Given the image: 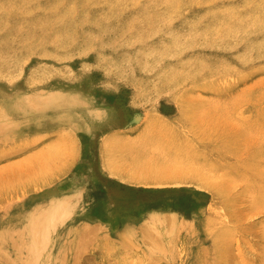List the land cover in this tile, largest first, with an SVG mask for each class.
Segmentation results:
<instances>
[{
  "label": "rangeland",
  "instance_id": "obj_1",
  "mask_svg": "<svg viewBox=\"0 0 264 264\" xmlns=\"http://www.w3.org/2000/svg\"><path fill=\"white\" fill-rule=\"evenodd\" d=\"M0 264H264V0H0Z\"/></svg>",
  "mask_w": 264,
  "mask_h": 264
},
{
  "label": "crops",
  "instance_id": "obj_2",
  "mask_svg": "<svg viewBox=\"0 0 264 264\" xmlns=\"http://www.w3.org/2000/svg\"><path fill=\"white\" fill-rule=\"evenodd\" d=\"M37 158L38 156L36 155L26 157L25 160L23 161L24 162L23 165L19 167L10 168L8 172L9 174L8 176L16 179V178H21V177L30 178L34 176V173H36L37 175L45 167V165L39 164L40 162L39 160H37ZM88 163L89 165H87ZM84 164L85 165H83L82 168L85 167L86 170L83 169V171L79 172L77 178L78 179L81 178V180H85L86 178H91L93 180L94 188L97 189L96 191L92 193V195L94 196L93 201L96 204L93 208V213L95 217L98 215L97 213L100 210H103L102 208H104L105 205H108V210H109L113 208V205H112L113 203L122 202V201L125 202L126 200L120 196L121 193H124V191L131 192V191H134L133 187L143 186L142 178H138L137 176H132V175L127 176L126 173L125 174L121 173L119 177H116V176L113 177L110 172L109 173L103 172L102 174L103 177L99 179L97 178L99 176L94 174L96 173L95 171L91 172V171H88L87 169V168L91 169L92 167L91 160H87ZM49 168L50 170L56 171L58 169V164L55 162ZM114 179H118L117 181L119 182L115 181ZM121 181L123 183L125 182L129 183L128 184L129 187L128 188L126 186L122 187ZM151 185L153 184L151 183L149 186Z\"/></svg>",
  "mask_w": 264,
  "mask_h": 264
},
{
  "label": "bare ground",
  "instance_id": "obj_3",
  "mask_svg": "<svg viewBox=\"0 0 264 264\" xmlns=\"http://www.w3.org/2000/svg\"><path fill=\"white\" fill-rule=\"evenodd\" d=\"M13 168V167H12ZM80 187V186H79ZM56 201V200H55ZM60 201V200H59ZM63 201H67V198H65V199H63V200H61V203L63 202ZM61 203H59V204H61ZM58 204V207L60 206ZM69 208V207H68ZM98 208V207H97ZM96 208V209H97ZM48 209V208H47ZM53 209V208H52ZM55 209H56V207H55ZM63 210V209H62ZM74 211V210H73ZM81 216V218L84 216L85 218L87 217V215H85V213H83L82 215H80ZM95 216V215H94ZM97 217V216H96ZM44 226V225H43ZM43 228V227H42ZM39 231H41V230H39ZM44 231V230H43ZM48 231V230H47ZM97 231V230H96ZM53 233V232H52ZM98 233V232H97ZM38 235H39V232H34V238H33V243H31V245H35V242L38 240ZM52 234H50L49 232H47V237H48V239H49V243H50V238L52 239V236H51ZM36 245H37V242H36ZM53 253V252H52Z\"/></svg>",
  "mask_w": 264,
  "mask_h": 264
}]
</instances>
